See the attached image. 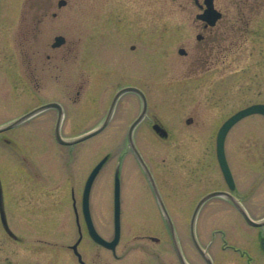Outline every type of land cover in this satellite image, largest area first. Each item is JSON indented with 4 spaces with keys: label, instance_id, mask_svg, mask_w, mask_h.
Instances as JSON below:
<instances>
[{
    "label": "rangeland",
    "instance_id": "rangeland-1",
    "mask_svg": "<svg viewBox=\"0 0 264 264\" xmlns=\"http://www.w3.org/2000/svg\"><path fill=\"white\" fill-rule=\"evenodd\" d=\"M67 1L59 8L58 0H0V127L39 102L58 101L65 109L62 136L72 140L100 126L116 91L132 83L143 88L149 104L146 118L135 129V142L170 214L178 208V198L187 204L215 188L227 189L217 160L216 136L234 112L264 103V36L249 35L241 47L237 33L226 29L207 57L205 45L197 47L200 29L192 0ZM233 19L229 14V22ZM57 35L65 36L66 42L54 48ZM180 47L187 55L179 54ZM34 86L42 88L28 89ZM141 109V98L125 93L108 126L72 146L55 138V109L0 134V172L8 174L4 186L10 224L18 226L10 188L19 184L36 189L31 195L34 206L28 205L26 213L51 217L46 229L44 223L35 222L34 232L24 234L20 254H27L32 241L43 237L58 245H37L38 257L46 249L50 256L61 251L76 263L72 252L61 246L78 237L73 197L80 210L85 180L107 154L110 158L92 190L100 228L107 231L111 224L114 174L120 163L126 226L151 233L168 229L150 179L127 139ZM156 120L168 130L167 138L154 131ZM225 148L237 186L253 199L251 213L264 215V115L253 114L236 123ZM30 166L35 176L24 175L23 168ZM12 172L22 176L15 178ZM231 210L205 222L207 229L222 228L227 221L225 228L239 229L230 240L244 246L249 227L237 225ZM1 229L0 222V263L14 259L18 252ZM141 245L131 254L142 255Z\"/></svg>",
    "mask_w": 264,
    "mask_h": 264
},
{
    "label": "flooded vegetation",
    "instance_id": "flooded-vegetation-1",
    "mask_svg": "<svg viewBox=\"0 0 264 264\" xmlns=\"http://www.w3.org/2000/svg\"><path fill=\"white\" fill-rule=\"evenodd\" d=\"M192 1L194 3V8L196 9V25L197 28L200 29V31L196 34L197 47L205 45L204 52H206L205 55L207 57L211 55L215 44L219 41L221 36H223V31L226 29L230 31L233 30L237 33L239 39L238 43L241 47L243 46V44L245 43V39L248 38L249 35L252 36L257 34L259 36H264V0H213L214 7L221 13V17L216 21L214 25H210L207 22L197 18V15L199 13H202L206 8L205 0ZM229 14L234 15V19L232 22H229ZM198 35H200V38H198ZM187 53L188 52L186 51V54L183 55H187ZM127 86L137 87L145 93L142 87L134 85L132 83H127L121 88ZM41 88V86L28 87V89L33 90ZM131 92L136 94L137 97L141 98L138 92ZM48 102L50 101L39 102V104L35 105L25 113L38 108ZM50 109L55 108L39 110L30 118L45 113ZM55 110L58 117V111L57 109ZM3 141H5L6 143H12L10 139L6 138H4ZM15 168L16 167H14V169ZM23 169L24 175H36L34 167L30 166ZM12 175L15 176V178L19 179L22 176H18V173L15 172H12ZM7 178L8 174H1L0 172L2 203L9 227L8 229H6L5 225L2 222L0 212V222L2 227L1 231L3 234H7V236L15 242V249L18 252L14 259H8L0 264H264V225L257 226L251 224L246 219L244 212H246L250 216V218L256 222L264 221V215L256 217L251 213L249 202L253 199L246 198L244 196L242 188H239L237 186V183L234 190H229L228 187L227 189L225 187H221L209 191H222L225 194L213 196L205 200L199 206L197 212L196 209L200 199L209 192L204 193L197 199L188 200L187 204H182V199L178 198V208L176 209L173 216L170 214L166 206L167 203L163 198V202L172 220L174 231L170 229V225L168 223L167 226L169 227V229H161L157 233H151L147 231L141 232L140 230H135L132 228V226H126V223H124L123 214L121 212L120 236L114 248L106 247L96 242L91 237L86 222L85 213L83 211V195H81L80 210H78V208L76 207V200L73 197V207L75 211L78 237L74 243L68 245L61 244V246L68 248L72 252L77 260L76 263L69 262L67 260V257L64 256L61 251L50 256V251L46 249L44 251V256L38 257L35 253L37 250V245H44L46 247L48 245H58V242L52 243L47 238L43 237H38L35 241H32V246L28 247V253L22 255L20 254V249L21 244L25 242L23 240V236L29 234L30 232H34L35 222L44 223L43 227H45L46 229L48 227L47 223L51 221V217H49L48 215H31L26 213L28 205L34 206L33 203L35 201V197H32L31 195L33 194V192H35L36 189L33 187L27 188L26 186H23V184L22 186L19 184L10 188L13 191V193L11 194L13 195L12 199L15 205L14 213L12 215L18 221L17 228L13 227V225H11L9 221V213L6 209L5 201L4 181H6ZM94 184L95 182L92 185L90 193V215L92 224L96 231L104 239L111 241L116 235L114 197L112 203L113 213L110 215L109 219L111 224H109L108 229H106L107 231H104L100 228L98 217L95 215L92 206V190ZM227 193H229L231 196H229V194ZM182 205H186L188 207H182ZM239 206L243 208V211ZM229 207L232 208V216L237 219L235 220L238 223L237 225L243 227V223H246L249 227V236H247L246 240H242L245 244L244 246L237 245L234 243V241L230 240L229 236L231 234H235L236 232L238 233L239 229H236L235 231L230 230L229 225H226L227 227L225 228V224L227 223V221H225V224L223 223L224 227L222 228L212 230L207 229V223L205 222L212 221L213 217L217 216L220 211L227 212V210H229ZM145 217L148 216L146 215ZM164 218L166 217L163 214L162 219L164 220ZM200 218H203V220H201ZM240 219L243 222H240ZM159 221H161V219ZM200 221L204 223H201ZM43 227L40 226L39 228ZM124 227H126V229H124ZM109 232H111V236L108 238L107 235ZM211 234H213L212 238H210ZM217 236H219L220 239L216 238ZM167 237L169 239H166ZM241 238H243L242 234L240 235L239 233V237L237 239L241 240ZM217 241H219V243H217ZM76 242H78L77 250L79 255L73 249V245ZM139 244H142L140 246L142 255H132V250L134 248H137ZM191 249H193V251ZM103 250L104 253H102ZM167 250H170V252L166 255L165 252ZM46 257H48L50 260L58 258L60 260H45Z\"/></svg>",
    "mask_w": 264,
    "mask_h": 264
},
{
    "label": "water",
    "instance_id": "water-1",
    "mask_svg": "<svg viewBox=\"0 0 264 264\" xmlns=\"http://www.w3.org/2000/svg\"><path fill=\"white\" fill-rule=\"evenodd\" d=\"M67 4V0H59L58 1V6L62 7L64 5ZM205 5L206 8L204 9V11L202 13H199L197 15V18L200 20H203L205 22H207L210 25H214L216 23V21L221 17V13L214 7V2L213 0H205ZM55 15V14H54ZM198 38H200V35H198ZM66 42V38L63 35H57L55 37V41L52 44V47H59L62 44H64ZM179 53L180 54H186V50L184 48H180L179 49ZM128 91H135L138 92L141 97H142V102H143V107H142V111L140 113V115L137 117V119L131 124L130 128H129V132H128V138H129V143L133 149V151L136 153V155L138 156L139 160L141 161L143 167L145 168L146 172L149 175V178L153 184V187L155 189L156 195L160 201V204L164 210V213L166 214L168 221L170 223L171 229L174 231V227H173V223L172 220L169 216V213L164 205V202L162 200V197L160 195V192L158 190V187L156 185V182L154 180V177L150 171V168L148 167V165L146 164V162L144 161L142 155L140 154L134 138H133V131L135 129V127L142 121V119L144 118L146 112H147V108H148V102H147V98L145 96V94L143 93L142 90H140L137 87L134 86H128V87H124L122 89H120L116 95L113 98V101L111 103V106L109 108L108 114L106 116L105 121L97 128L88 131L78 137H76L75 139L72 140H66L62 137L61 135V121H62V116H63V109L62 106L58 103V102H50L47 103L39 108H36L35 110H32L30 112H28L27 114H24L23 116L19 117L18 119H16L15 121H13L12 123L5 125L3 127H0V132H3L5 130L11 129L13 127H15L16 125H18L20 122H22L23 120H25L26 118L30 117L31 115H33L35 112H37L40 109L43 108H50V107H56L59 111V117H58V121L56 124V128H55V136L56 139L62 143V144H67V145H71V144H75V143H79L82 141H85L95 135H97L98 133H100L102 130H104L106 128V126L108 125L112 114L114 112L116 103L119 99V97ZM254 113H261L264 114V104H253L250 105L246 108H243L239 111H237L235 114H233L231 117H229L220 127L218 133H217V144H216V149H217V157H218V161L219 164L221 166L222 172L224 174V177L229 185L230 189H234L235 188V181L226 157V152H225V141H226V137L228 132L230 131V129L242 118L254 114ZM191 119H188L187 122H190ZM154 130L163 138H166L168 136V131L167 129L162 126L159 122H156L153 125ZM109 159V155H106L103 159H101L99 161V163L93 168L92 172L90 173L86 184H85V188H84V197H83V207H84V213L86 216V221L88 224V228L90 231L91 236L98 241L101 244H104L105 246L108 247H114L115 244L118 242L119 239V234H120V204H121V200H120V188H121V183H120V166L118 165L116 172H115V221H116V237L113 241L109 242L106 241L105 239H103L95 230L93 224H92V220H91V216H90V190L92 187V184L96 178V176L98 175V173L100 172V170L103 168V166L105 165V163L108 161ZM225 194L222 191H213L208 193L207 195H205L199 202L196 212L199 208V206L207 199L213 197V196H217V195H223ZM229 194V193H227ZM229 196H231L229 194ZM242 211L243 208L241 206H239ZM0 212H1V217H2V222L5 225L6 229H8V223L5 217V212L3 209V203H2V189H1V184H0ZM245 213V217L246 219L253 225H257V226H262L264 225V221L263 222H256L254 220H252L250 218V216ZM77 246H78V242H76L73 245V249L75 250V252L78 254V250H77ZM79 255V254H78Z\"/></svg>",
    "mask_w": 264,
    "mask_h": 264
}]
</instances>
